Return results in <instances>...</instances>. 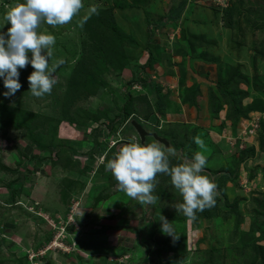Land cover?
I'll return each mask as SVG.
<instances>
[{
  "label": "rangeland",
  "instance_id": "1",
  "mask_svg": "<svg viewBox=\"0 0 264 264\" xmlns=\"http://www.w3.org/2000/svg\"><path fill=\"white\" fill-rule=\"evenodd\" d=\"M16 2L0 0V26ZM83 2L70 23L40 26L65 60L51 94L31 95V65L14 96L0 80V264H260L264 109L248 106L264 103V0ZM90 6L98 14L81 27ZM132 121L143 143L176 150L173 166L204 152L213 208L195 221L177 213L164 174L155 205L118 190L104 165L142 143Z\"/></svg>",
  "mask_w": 264,
  "mask_h": 264
},
{
  "label": "clouds",
  "instance_id": "2",
  "mask_svg": "<svg viewBox=\"0 0 264 264\" xmlns=\"http://www.w3.org/2000/svg\"><path fill=\"white\" fill-rule=\"evenodd\" d=\"M84 7L83 0H17L5 11L3 20L10 27L6 32L0 31V80L6 89L4 97L14 96L21 88L19 70L28 65L33 68L28 76L31 95L42 98L51 94L58 83L54 74L65 60L53 59L56 37L41 31L40 26L46 24L55 28L66 25ZM93 14H98V10L90 6L79 21L80 26ZM192 140L199 149L205 148L199 135ZM175 151L171 146L163 149L157 143L128 142L108 158L104 166L116 181L118 190L140 205L156 204L158 197L153 194L155 177L157 174L167 175L182 198L181 203L173 206L176 212L195 221L197 213L216 205L217 185L203 174L207 165L203 151H196L190 160L173 166L169 157L174 156ZM159 220L161 232L175 238L174 225L162 215Z\"/></svg>",
  "mask_w": 264,
  "mask_h": 264
},
{
  "label": "water",
  "instance_id": "3",
  "mask_svg": "<svg viewBox=\"0 0 264 264\" xmlns=\"http://www.w3.org/2000/svg\"><path fill=\"white\" fill-rule=\"evenodd\" d=\"M132 126L136 130V132H137V134H138V136L140 138V141L143 143L144 139H145V136L147 135V132L145 130H143V128L138 123H136L134 121H132ZM152 135L157 141L163 143L165 146H168L167 142L164 139L159 138L158 136H156V134H152Z\"/></svg>",
  "mask_w": 264,
  "mask_h": 264
},
{
  "label": "trees",
  "instance_id": "4",
  "mask_svg": "<svg viewBox=\"0 0 264 264\" xmlns=\"http://www.w3.org/2000/svg\"><path fill=\"white\" fill-rule=\"evenodd\" d=\"M223 88V90H221V96L224 98V96L226 97L227 96V93H226V90H224V88L225 87H222ZM227 98V97H226ZM260 104L261 105V107H260V109L259 110H263L264 109V103L263 102H261V101H259V102H254V103H252L250 106H248V107H250V109H252L253 108V110L254 109H257V104ZM259 107V106H258ZM263 148H264V146H263ZM253 151V150H252ZM248 155H250V153H248ZM247 155V156H248ZM251 156V155H250ZM257 249H259L260 250V253H261V255H262V258H261V262H260V264H264V251H263V247L262 246H260V247H257Z\"/></svg>",
  "mask_w": 264,
  "mask_h": 264
},
{
  "label": "built area",
  "instance_id": "5",
  "mask_svg": "<svg viewBox=\"0 0 264 264\" xmlns=\"http://www.w3.org/2000/svg\"><path fill=\"white\" fill-rule=\"evenodd\" d=\"M253 119H258V117H253ZM252 121V120H251ZM250 123V122H249Z\"/></svg>",
  "mask_w": 264,
  "mask_h": 264
}]
</instances>
